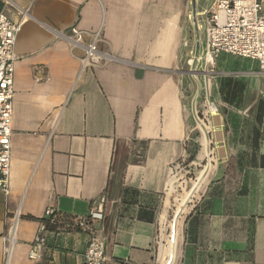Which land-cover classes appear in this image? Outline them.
<instances>
[{"label": "crops", "instance_id": "crops-1", "mask_svg": "<svg viewBox=\"0 0 264 264\" xmlns=\"http://www.w3.org/2000/svg\"><path fill=\"white\" fill-rule=\"evenodd\" d=\"M11 1L29 14L15 45L0 264H86L90 236L78 228L49 227L41 257L31 259L29 251L47 208L86 216L101 195L105 264H163L171 166L198 131L185 64L197 43L190 12L201 0ZM4 4L0 11L17 21L18 11ZM74 26L100 32L99 48L116 59L81 71L83 50L61 35ZM91 39L85 34L83 41ZM203 71L217 106L210 104L216 165L205 138L196 164L209 171L184 198L183 205L193 197L183 207L171 264H264V74L257 60L228 53ZM16 212L6 263L4 237Z\"/></svg>", "mask_w": 264, "mask_h": 264}, {"label": "built area", "instance_id": "built-area-1", "mask_svg": "<svg viewBox=\"0 0 264 264\" xmlns=\"http://www.w3.org/2000/svg\"><path fill=\"white\" fill-rule=\"evenodd\" d=\"M3 1L4 5L13 6L20 15L17 21H12L3 10L0 11V189L8 194L11 175L13 98L15 95L14 73L17 59L15 45L18 33L29 12L28 8L24 9L11 0ZM206 13V60L214 62L215 58L222 53L238 55L257 60L261 73L264 74V0H214L210 10H207ZM85 34H90L92 37L88 43L83 41ZM61 35L69 42L71 49L79 48L83 50L84 55L80 57L81 71L105 66L116 59L111 52L99 48L98 44L103 40L100 32L88 33L74 26L67 32H61ZM184 43L185 46L188 45L187 41H184ZM189 62H192V60ZM210 104H213L217 110L214 102L209 103V110ZM209 113L211 114V110ZM195 118L198 122L202 121L204 127H206L205 122L209 119L205 116L200 118L197 113H195ZM198 122L196 121V124ZM201 126L203 125L201 124ZM206 139L210 157L213 158L212 164L215 166L216 158L212 148V137ZM188 157L189 153L187 152L185 156L171 166L170 183L175 178V174H178L177 169ZM169 190L170 185L165 196H167ZM104 206L105 197L101 195L92 202L86 216L70 218L71 220L60 225L64 229L78 228L89 234L90 239L84 253L86 264H105L107 261L105 245L98 237V231L102 228L104 219ZM19 216V212L13 214V222L4 237L7 243L5 246L6 263L9 261L11 246L15 241ZM44 218L50 222L56 219L63 221L65 215L49 207L44 213ZM47 230L46 221H43L29 251L31 259L36 260L41 257V252L46 244L45 232Z\"/></svg>", "mask_w": 264, "mask_h": 264}, {"label": "rangeland", "instance_id": "rangeland-1", "mask_svg": "<svg viewBox=\"0 0 264 264\" xmlns=\"http://www.w3.org/2000/svg\"><path fill=\"white\" fill-rule=\"evenodd\" d=\"M214 0H201L200 9L194 10L191 8L190 12V23H191V32L193 34L192 38H195V34L197 35V43L194 46L189 47V55L186 58L185 69L188 72L189 78V88L194 92V104L193 110L194 114L197 113L200 118L205 116V118L209 119L205 122V124L209 127L207 129L206 134L204 136V126H197V133L194 137L196 140L193 141L192 147L190 148L189 157L185 160L179 169H177V173L175 174V178L170 183V190L167 194L168 198L165 202L164 211L167 212L169 209V218L170 220L166 222V225L162 226V235L166 242V247L169 245V240L171 239L174 231V227L177 222L181 220L183 215V201L186 196H192L193 190L199 185V179L203 175L202 170L198 172L200 169V165L196 164L198 156L200 152L204 148L205 138L212 137V119L214 120L213 115L209 113V103L213 102L210 99V92L208 87L209 77L204 74V69H212L214 62H209L206 60L205 52L203 53L204 45L200 46L202 40H204V20L206 18V11L210 10V7ZM201 39V40H200ZM200 40V41H199ZM200 42V43H199ZM204 43V42H203ZM192 60V62H189ZM203 124V123H202ZM207 136V137H206ZM207 140V139H206ZM206 162V161H205ZM207 166V165H206ZM187 198V197H186ZM186 208V207H185Z\"/></svg>", "mask_w": 264, "mask_h": 264}, {"label": "bare ground", "instance_id": "bare-ground-1", "mask_svg": "<svg viewBox=\"0 0 264 264\" xmlns=\"http://www.w3.org/2000/svg\"><path fill=\"white\" fill-rule=\"evenodd\" d=\"M211 110L214 112V108L213 106H211ZM212 114V113H211ZM213 115V114H212ZM202 122V121H201ZM204 125V124H203ZM206 129H209V127L207 125ZM209 169L207 168L204 172V174L201 176V178L199 179V183L203 182V180H205L207 174H208ZM179 229H180V221L176 223L175 227H174V231H173V235L171 237V239L169 240V246L167 247V258L164 261L163 264H171L174 257H175V247L176 244L178 242V236H179Z\"/></svg>", "mask_w": 264, "mask_h": 264}, {"label": "trees", "instance_id": "trees-1", "mask_svg": "<svg viewBox=\"0 0 264 264\" xmlns=\"http://www.w3.org/2000/svg\"><path fill=\"white\" fill-rule=\"evenodd\" d=\"M68 220H71V219L68 218L67 216H65V218H64L63 221H59V220L56 219L55 221L50 222V221H48L47 219H45V218L43 217V221H46L47 228L53 226V227H55V229H56L59 225H61L62 223L68 222Z\"/></svg>", "mask_w": 264, "mask_h": 264}, {"label": "water", "instance_id": "water-1", "mask_svg": "<svg viewBox=\"0 0 264 264\" xmlns=\"http://www.w3.org/2000/svg\"><path fill=\"white\" fill-rule=\"evenodd\" d=\"M188 203H190V200H189V201H187V202H186V204H185V205H183V207H184V206L186 207V206L188 205Z\"/></svg>", "mask_w": 264, "mask_h": 264}]
</instances>
